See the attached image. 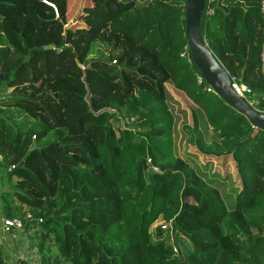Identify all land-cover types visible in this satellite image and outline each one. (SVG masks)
Instances as JSON below:
<instances>
[{"label":"trees","instance_id":"1","mask_svg":"<svg viewBox=\"0 0 264 264\" xmlns=\"http://www.w3.org/2000/svg\"><path fill=\"white\" fill-rule=\"evenodd\" d=\"M185 3L84 0L86 29L0 0V214L31 216L39 264H264V131L197 83ZM262 4L213 0L200 36L264 113Z\"/></svg>","mask_w":264,"mask_h":264},{"label":"water","instance_id":"2","mask_svg":"<svg viewBox=\"0 0 264 264\" xmlns=\"http://www.w3.org/2000/svg\"><path fill=\"white\" fill-rule=\"evenodd\" d=\"M206 0H186L184 9V32L192 65L209 89L227 105L243 115L256 129L264 131V113L251 108L231 89L229 74L217 62L207 44L200 36V20ZM51 47H44L48 50ZM42 50V49H38Z\"/></svg>","mask_w":264,"mask_h":264},{"label":"rangeland","instance_id":"3","mask_svg":"<svg viewBox=\"0 0 264 264\" xmlns=\"http://www.w3.org/2000/svg\"><path fill=\"white\" fill-rule=\"evenodd\" d=\"M68 4H69V8L71 10V13H72V17H71V23L73 22H78L81 24L82 28L85 27L86 29L90 28L89 25L86 23V22H83L82 19H84L83 17L87 14L86 11H83L84 8H85V5H84V0H68ZM89 13V12H88ZM172 23H168V25L166 26V28L170 31L172 30ZM139 36L138 35H134V39H137ZM140 43H142L144 46H146L147 48H151V45L150 43L148 42V39L145 38L143 39L142 41H140ZM173 48V38L171 36V34H169L168 36V39H167V49L169 48ZM151 51L157 56V58L159 59V61L162 60L163 58V55H164V52L162 50H160V48H154V49H151ZM188 61V59H185ZM168 72H169V75H170V84H168V90L169 92L172 93L173 97L177 100V101H180V96H175L172 92L173 90V86L174 85V82L176 81V79L179 77V75L181 74L182 72V66L180 63L178 64H171L168 68ZM183 106V104L181 103V107ZM176 152H179L181 153V149H182V145H183V142L182 140L180 139V135L176 136ZM217 165H220V163H218ZM227 170H229L230 173H233L234 171L232 170L231 166L227 165ZM1 212V210H0ZM32 233H26V237L24 239L23 242H24V247H27L28 250L31 251V249L34 250V254L33 256L31 257V260H30V264H39V258L36 254V251L34 248H32V241H31V238L28 237L30 236ZM28 237V238H27ZM13 253L15 254L14 256V259L18 261H22L21 259V256L19 254H16V252L13 250ZM17 261V262H18ZM27 264V263H26Z\"/></svg>","mask_w":264,"mask_h":264},{"label":"built area","instance_id":"4","mask_svg":"<svg viewBox=\"0 0 264 264\" xmlns=\"http://www.w3.org/2000/svg\"><path fill=\"white\" fill-rule=\"evenodd\" d=\"M213 0H206L205 6L212 4ZM261 13L264 16V4L261 5ZM207 14L211 15L212 10L208 9ZM264 35V34H263ZM181 58L188 59L187 54L183 53L180 55ZM260 69L262 73H264V42L261 49V56H260ZM230 79V85L231 89L234 92L235 95L239 96L241 99H243L247 105H249L251 108L255 109L256 104V95L255 93L247 86L242 84L241 80L235 77L229 76ZM197 83L201 84L202 78L200 76L196 77ZM208 91H211L208 89ZM150 170L154 173H158V169L153 167L151 163L148 161ZM32 218L30 215H27L25 217V222L31 221ZM24 221L18 220V219H9L5 218L0 214V239L3 244H6V236L11 235L12 233H20L24 230L26 223ZM41 222V221H39Z\"/></svg>","mask_w":264,"mask_h":264},{"label":"crops","instance_id":"5","mask_svg":"<svg viewBox=\"0 0 264 264\" xmlns=\"http://www.w3.org/2000/svg\"><path fill=\"white\" fill-rule=\"evenodd\" d=\"M26 236L23 233H12L11 235L6 236V244L2 248V256L6 264H16L17 260L14 259L15 254H19L23 262L30 264L31 257L34 254V250H28L27 247H24V239ZM28 238V237H27Z\"/></svg>","mask_w":264,"mask_h":264}]
</instances>
